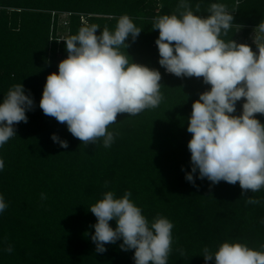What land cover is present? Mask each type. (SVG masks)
I'll use <instances>...</instances> for the list:
<instances>
[{
    "label": "trees",
    "instance_id": "16d2710c",
    "mask_svg": "<svg viewBox=\"0 0 264 264\" xmlns=\"http://www.w3.org/2000/svg\"><path fill=\"white\" fill-rule=\"evenodd\" d=\"M180 2L0 0V103L17 84L34 101V109L26 112L28 122L14 125L16 135L0 147V195L8 205L0 213V264H135L134 250H121L122 240L106 244L102 254L91 240L97 220L89 208L107 191L117 198L130 191L150 222L159 215L173 223L168 264H205L204 248L214 253L225 241L264 251V188L242 197L238 182L211 185L207 178H197L194 186L185 179L191 171L187 127L192 104L211 85L203 77L167 74L158 63L159 31L152 29L157 16L178 14ZM185 2L205 17L212 3L225 5L233 24L221 38L246 44L253 52L264 45V33L261 44L251 41L264 20V0ZM63 14H69L66 27L59 24ZM125 14L142 31L134 41L129 36V46L120 50L132 62L161 73L162 100L135 116L118 114L108 128L114 134L110 147L103 146L102 138L85 145L39 107L46 78L58 72L68 55L63 40L77 34L83 21L98 25L99 35L105 28L114 31ZM245 102L237 101L232 115H241ZM255 118L264 124V114ZM54 133L68 148L53 142ZM41 193L47 198L42 200ZM251 196L261 203L246 204ZM109 223L115 229L116 221ZM7 245L13 247L11 254L4 251ZM208 264H215L214 259Z\"/></svg>",
    "mask_w": 264,
    "mask_h": 264
},
{
    "label": "clouds",
    "instance_id": "9594fccd",
    "mask_svg": "<svg viewBox=\"0 0 264 264\" xmlns=\"http://www.w3.org/2000/svg\"><path fill=\"white\" fill-rule=\"evenodd\" d=\"M177 10L178 14L154 19L152 29L159 31L155 41L158 63L177 77H203L211 85L192 104L187 127L191 171L185 173V179L194 186L197 178H207L211 185L238 182L242 197L249 190L258 192L264 188V124L255 114H264V45L257 54L246 44L222 39L233 24V15L223 4L212 3L206 17L194 14L185 0ZM195 11H200L199 4ZM99 28L85 20L77 34L63 40L67 58L59 62L58 72L47 76L39 107L46 116L66 124L83 144H95L102 138L107 148L114 141L108 128L116 123L118 114L135 116L159 106L161 73L132 62L121 52V47L129 46L125 43L129 36L134 41L142 31L131 17L121 16L114 31L105 28L97 35ZM256 29L264 33V20ZM242 98L246 101L242 114L232 115ZM33 109L34 101L22 84L8 90L0 103V147L16 135L14 125L28 122L26 112ZM51 139L68 148V142L57 134ZM3 169L0 159V171ZM131 195L126 191L117 198L107 191L89 208L97 220L91 235L96 252L102 254L106 244L122 240L121 250H134L135 264H168L173 223L159 215L150 222ZM46 198L41 193V199ZM260 203L254 196L246 198V204ZM7 207L0 195V213ZM113 220L115 229L109 223ZM4 251L11 254L13 247L7 245ZM203 253L205 264L213 259L215 264H264V251L240 242L225 241L214 253L207 247Z\"/></svg>",
    "mask_w": 264,
    "mask_h": 264
},
{
    "label": "rangeland",
    "instance_id": "374dc122",
    "mask_svg": "<svg viewBox=\"0 0 264 264\" xmlns=\"http://www.w3.org/2000/svg\"><path fill=\"white\" fill-rule=\"evenodd\" d=\"M64 21L68 22V17H67V19L64 16L61 17V20L59 22L60 27H62V26L66 27L67 24ZM60 34H62V36H64L65 32L64 31L63 32L60 31ZM260 34H261V32H259L258 30H254L252 35H251V41L253 43H255V44H261ZM254 52H256L258 54V49H254Z\"/></svg>",
    "mask_w": 264,
    "mask_h": 264
},
{
    "label": "built area",
    "instance_id": "2783aa9c",
    "mask_svg": "<svg viewBox=\"0 0 264 264\" xmlns=\"http://www.w3.org/2000/svg\"><path fill=\"white\" fill-rule=\"evenodd\" d=\"M62 16L67 17V16H69V14H63ZM166 73L171 74V73H168L167 71H166Z\"/></svg>",
    "mask_w": 264,
    "mask_h": 264
}]
</instances>
